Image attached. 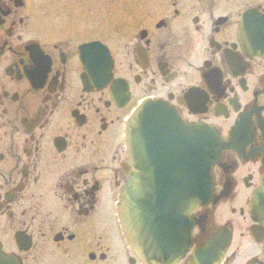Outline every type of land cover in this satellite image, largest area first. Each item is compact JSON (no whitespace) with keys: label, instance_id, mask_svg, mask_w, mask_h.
<instances>
[{"label":"flooded vegetation","instance_id":"1","mask_svg":"<svg viewBox=\"0 0 264 264\" xmlns=\"http://www.w3.org/2000/svg\"><path fill=\"white\" fill-rule=\"evenodd\" d=\"M264 0H0V264H145L117 218L145 101L209 128L210 198L177 264H264ZM135 16L130 21V16Z\"/></svg>","mask_w":264,"mask_h":264},{"label":"water","instance_id":"2","mask_svg":"<svg viewBox=\"0 0 264 264\" xmlns=\"http://www.w3.org/2000/svg\"><path fill=\"white\" fill-rule=\"evenodd\" d=\"M249 27L245 45L264 59V19ZM124 137L130 171L117 206L122 233L146 264H176L190 245L186 216L209 199L213 135L145 102L127 120ZM252 205L264 215V178Z\"/></svg>","mask_w":264,"mask_h":264},{"label":"rangeland","instance_id":"3","mask_svg":"<svg viewBox=\"0 0 264 264\" xmlns=\"http://www.w3.org/2000/svg\"><path fill=\"white\" fill-rule=\"evenodd\" d=\"M115 1H116V0H115ZM134 17H135V16L131 15V16H130V21H133Z\"/></svg>","mask_w":264,"mask_h":264}]
</instances>
